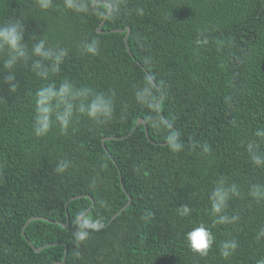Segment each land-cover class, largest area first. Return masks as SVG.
<instances>
[{
    "label": "trees",
    "instance_id": "obj_1",
    "mask_svg": "<svg viewBox=\"0 0 264 264\" xmlns=\"http://www.w3.org/2000/svg\"><path fill=\"white\" fill-rule=\"evenodd\" d=\"M96 1L105 3L86 0L89 11L77 13L64 0L48 9L37 0H0V25L19 20L29 54L41 39L68 50L47 80L32 68L38 57L8 70L7 50L0 51V264L264 261V199L250 195L254 185L264 188V165L247 150L254 143L264 155V137L255 135L264 130V0ZM91 40L96 56L82 49ZM65 80L110 96L112 119L76 115L67 134L54 125L36 137V91ZM146 83L153 108L136 99ZM169 134L182 151L169 149ZM61 160L70 166L58 174ZM120 180L131 202L112 219L128 201ZM220 182L238 187L226 209L238 217L232 224L213 225L208 197ZM181 205L191 214L181 216ZM78 218L98 222L81 243L73 236ZM200 224L215 237L206 257L185 239ZM226 240L237 244L228 258L220 254Z\"/></svg>",
    "mask_w": 264,
    "mask_h": 264
},
{
    "label": "clouds",
    "instance_id": "obj_2",
    "mask_svg": "<svg viewBox=\"0 0 264 264\" xmlns=\"http://www.w3.org/2000/svg\"><path fill=\"white\" fill-rule=\"evenodd\" d=\"M41 9H48L52 6L53 0H37ZM65 7L77 13H86L89 11V5L86 0H64ZM119 5H114L112 11L118 12ZM137 15H143L142 9H137ZM25 28L19 21H9L7 24L0 25V51L7 50L8 56L4 61V67L8 70L14 68L18 62H27L31 57H38L33 60L32 68L35 73L42 79L47 80L49 73L55 74L60 71V65L68 55L65 48L53 49L46 46L45 40L41 39L32 46L31 54L24 42ZM85 54L98 55V41H86L82 45ZM47 61V64H45ZM16 77L9 74L5 77V82L10 85V91L15 92L17 85L14 83ZM136 99L149 108L155 107V98L152 94L150 83H146L143 88L136 92ZM113 99L102 92H96L91 87H76L70 81H63L59 87L54 83L39 88L35 93V113L33 117V134L36 137H45L54 125H58L59 130L63 134H67L74 116L83 115L90 120L103 124L110 121L113 117ZM258 137H264V130H258L255 133ZM167 144L172 152H180L184 145L178 136L169 134L167 136ZM258 145L249 143L247 150L251 154L252 161L257 166L264 165V155L257 154ZM202 149L205 153L210 151L209 145L204 144ZM70 166V161H58L54 171L58 174L64 173ZM239 195L238 187L235 184L225 186L223 182L217 184L208 199L210 202V212L216 219L213 225H223L235 223L237 216H229L226 212L228 201ZM250 195L255 199H264V188L260 185H254ZM181 216L191 214V208L188 205H181ZM98 223L91 218L76 221L77 230L73 236L77 243L84 242L90 235V226ZM261 235H264L262 230ZM189 248L206 257L215 243V237L211 230L204 224L193 228L186 233L185 237ZM237 248L235 240H226L220 244V254L224 258H228ZM264 264V261L259 262Z\"/></svg>",
    "mask_w": 264,
    "mask_h": 264
},
{
    "label": "water",
    "instance_id": "obj_3",
    "mask_svg": "<svg viewBox=\"0 0 264 264\" xmlns=\"http://www.w3.org/2000/svg\"><path fill=\"white\" fill-rule=\"evenodd\" d=\"M95 3H105V1H96V0H93ZM108 5H109V9H108V11H107V13H106V15L104 16V19L100 22V24H99V26L97 27V31H99V32H103L102 30H100V27L102 26V24H103V22H104V20H105V18H106V16L109 14V12L111 11V4L110 3H108ZM116 31H123V29H116ZM128 31H129V28H127V32H126V35H125V38H126V36H127V34H128ZM154 84H155V82L153 81V80H151ZM139 124H143L144 125V129H145V132H146V135L148 136V133H147V128H146V124H145V122H144V120L143 119H139L138 121H137V125H139ZM130 133H128L126 136H128ZM126 136H123V137H110V138H124V137H126ZM103 140L104 139H102V142H103ZM120 184H121V187H122V189L124 190V192L126 193V195H127V197H128V201H127V203L119 210V211H117L113 216H112V219L115 217V216H117L130 202H131V197H130V195L126 192V190L124 189V185H123V183H122V181L120 180ZM35 218H42V217H30L28 220H27V222L29 221V220H31V219H35ZM67 219H68V216H67ZM111 219V220H112ZM110 220V221H111ZM63 226L64 227H66L67 226V223H65V224H63ZM102 226H104V225H102ZM30 243V242H29ZM39 250V248H35V251H38ZM65 254H66V248H65ZM65 260V257L63 258V260L62 261H64ZM59 263V262H58ZM54 264H57V262L56 263H54Z\"/></svg>",
    "mask_w": 264,
    "mask_h": 264
}]
</instances>
